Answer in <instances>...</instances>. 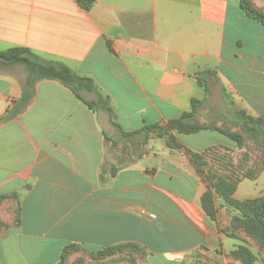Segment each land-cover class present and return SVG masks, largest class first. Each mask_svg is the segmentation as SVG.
Returning a JSON list of instances; mask_svg holds the SVG:
<instances>
[{
  "label": "crops",
  "instance_id": "1",
  "mask_svg": "<svg viewBox=\"0 0 264 264\" xmlns=\"http://www.w3.org/2000/svg\"><path fill=\"white\" fill-rule=\"evenodd\" d=\"M251 1L264 12V0ZM16 46L91 77L98 92L84 97H107L127 132L179 118L212 90L264 117V24L240 0H96L88 10L78 0H0V50ZM26 77L0 64V118ZM117 134L105 110L55 79L38 81L30 105L0 123V264H58L69 244L95 252L128 243L142 250L135 264H245L240 246L264 264L233 227L237 210L216 197V220L207 216V182L187 152L217 145L241 154L245 144L205 129L177 133L180 149L152 143L135 155ZM263 194L259 169L241 176L233 196Z\"/></svg>",
  "mask_w": 264,
  "mask_h": 264
},
{
  "label": "trees",
  "instance_id": "2",
  "mask_svg": "<svg viewBox=\"0 0 264 264\" xmlns=\"http://www.w3.org/2000/svg\"><path fill=\"white\" fill-rule=\"evenodd\" d=\"M95 1L96 0H78L79 4L87 10L92 7ZM240 2L244 11L250 17L258 19L264 24L263 11L256 8L251 0H240ZM0 64L22 65L27 71V77L23 82V93L21 98L7 108L5 114L0 118V123L18 116L30 105L34 98L35 87L38 81L42 79H55L70 88L75 96L85 102L89 108L93 110H105L109 114L112 124L123 138L142 134L144 143H147L149 137L152 134H156L159 137H164L166 144L171 149H180L182 145L176 137L177 133L192 134L205 129H217L206 128L205 126L196 124L197 116L200 110L204 107L205 99L193 98L191 100V110L185 111L179 118L171 119L165 124H145L138 130L127 132L115 120L113 108L109 104L107 97L101 93H98L97 98L93 100H88L84 97V92H98V87L91 77L78 74L62 62L43 60L28 47L24 46H16L6 50H0ZM208 71L211 72L212 70ZM205 91L206 94H208L209 88L207 85H205ZM223 93L228 103L233 106L234 101L230 94L226 90H224ZM229 121L239 125L245 132H247L255 144L259 146L261 145L264 167V142L260 140L258 133L259 130L264 128V117H255L248 114L244 109L235 108L229 117ZM217 130L233 139L239 145L243 143L242 141L244 137L242 135L226 132L223 129ZM187 152L191 155L199 172H203V166L208 165V163L201 158L199 153L193 152L190 149H187ZM246 175V173L243 174V176ZM211 176L215 178V181L208 186L201 198V205L207 216L213 221L216 220V197H221L227 206L239 212V215H234L232 218L233 227L244 229L247 236L252 238L259 247L260 242L264 245V194L256 198H248L244 200L236 199L233 194L241 177L235 181L222 174H211ZM120 247H132L137 251H142L140 246L134 243L108 246L95 252H90L78 244H69L64 247L61 254V260L58 264H62L71 254L72 250H82L83 252L88 253L92 260L101 261L114 253L115 249ZM261 251L263 252V250ZM234 254L241 257L245 264H251L257 259L250 249L245 246H240L234 251Z\"/></svg>",
  "mask_w": 264,
  "mask_h": 264
},
{
  "label": "rangeland",
  "instance_id": "3",
  "mask_svg": "<svg viewBox=\"0 0 264 264\" xmlns=\"http://www.w3.org/2000/svg\"><path fill=\"white\" fill-rule=\"evenodd\" d=\"M21 68L24 66L20 65ZM25 69V68H24ZM236 106L234 105V108ZM232 105L228 103L223 93L220 91H214L210 93L209 99L205 102V107L199 112L196 124L200 126H205L206 128H217L223 129L226 132H231L235 134L242 135L244 137L243 143L239 145L233 139V142L239 146H244L245 151H242L241 154L236 153L237 149L232 148H222L221 146L209 147L205 152L200 153L202 159L207 158L208 161H211V164L203 166V172L199 174L205 177L207 186L213 184L215 178L211 174H222L229 177L232 180H238L244 172L246 176L253 175V170L257 172L259 169L264 170L263 167V154L261 145L255 144L250 135L245 132L239 125H236L229 121L230 113L232 112ZM226 114V115H224ZM212 130L217 131L218 130ZM221 133V132H220ZM260 140L264 142V128L258 131ZM115 139L119 141H131L132 145H126L124 150L131 149L137 155L142 148L146 149L151 148V144L154 143V146L160 147L161 145L166 144L164 137H159L156 134H152L149 137L148 143H144L143 135H133L129 138L122 139L120 135L117 134ZM222 148V149H221ZM143 149V150H144ZM229 153V155L227 154ZM224 159V160H223ZM253 235V234H252ZM257 238L255 235H253ZM252 236V237H253ZM253 237V238H254ZM261 247V248H260ZM260 249L264 252V245L260 242ZM141 253L140 251H138ZM135 250L132 247H120L115 249L114 253L102 259L105 264H135ZM91 264L93 260L90 255L82 250H72L71 254L66 258L62 264Z\"/></svg>",
  "mask_w": 264,
  "mask_h": 264
}]
</instances>
